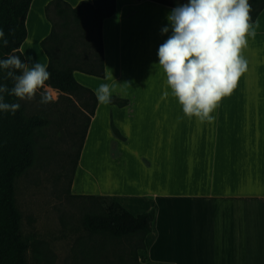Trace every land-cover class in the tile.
<instances>
[{"label": "crops", "instance_id": "1", "mask_svg": "<svg viewBox=\"0 0 264 264\" xmlns=\"http://www.w3.org/2000/svg\"><path fill=\"white\" fill-rule=\"evenodd\" d=\"M50 1L32 0L27 11L19 50L29 65L47 64L40 42L51 29ZM173 8L115 0L102 20L103 77L73 75L94 94L113 85L115 102L95 95L69 192L108 196L135 215L153 211L141 264H264V7L243 52L248 70L211 122L183 115L158 66Z\"/></svg>", "mask_w": 264, "mask_h": 264}, {"label": "trees", "instance_id": "2", "mask_svg": "<svg viewBox=\"0 0 264 264\" xmlns=\"http://www.w3.org/2000/svg\"><path fill=\"white\" fill-rule=\"evenodd\" d=\"M31 1L0 0V28H3L5 38L9 41L7 46L0 41V59L15 54L24 61L19 47L26 37L25 19ZM156 1L174 7L179 5L169 0ZM249 3L253 8L250 15L254 20L264 7V0H249ZM44 10L51 23L49 34L40 42L50 73L46 86L60 94L75 95L85 107H88V102L91 103L85 113L87 120L82 135L84 138L88 114H93L96 97L89 88L75 79L73 72L103 77L101 25L104 18L114 13L115 0H82L75 6L63 0H52ZM10 28L15 29L14 35L9 33ZM5 76L6 70L0 69V84H6L10 89L13 84ZM5 102L21 105L18 98L7 94ZM114 102L115 99L111 97V103ZM118 104L123 105L125 101H119ZM46 124L47 119L41 115L25 114L22 105L14 115L0 112V264H28L26 253L29 244L20 230L21 215L15 202V180L32 165L36 136ZM111 129L116 136L121 137L112 122ZM70 196L94 201L89 202V208L96 209V212L83 217V225L90 234H102L107 238L140 235L143 241L151 230L153 211L133 215L108 196ZM99 200L104 205L99 207L95 202ZM136 256L134 251L133 258L136 259Z\"/></svg>", "mask_w": 264, "mask_h": 264}, {"label": "clouds", "instance_id": "3", "mask_svg": "<svg viewBox=\"0 0 264 264\" xmlns=\"http://www.w3.org/2000/svg\"><path fill=\"white\" fill-rule=\"evenodd\" d=\"M249 0H188L173 8L167 15L169 27L162 34L171 35L158 48V66L166 77L171 96L176 99L183 115L200 122H211L213 113L223 98L230 96L240 77L248 70V60L243 55L248 38H255L259 21L252 22ZM15 34V29H9ZM0 41L7 46L3 28ZM0 69L6 70V79L13 86L0 84V112L13 115L19 103L5 102V94L19 100L31 101L41 92V104L55 97L46 88L50 78L47 66L40 62L22 61L10 54L0 59ZM19 72V74H17ZM114 86L102 83L95 90L100 104L111 102ZM169 95L168 91L164 96Z\"/></svg>", "mask_w": 264, "mask_h": 264}, {"label": "rangeland", "instance_id": "4", "mask_svg": "<svg viewBox=\"0 0 264 264\" xmlns=\"http://www.w3.org/2000/svg\"><path fill=\"white\" fill-rule=\"evenodd\" d=\"M169 1L179 5L188 2ZM44 90H39L31 101L20 100L25 114L47 119L33 145L32 165L15 180L20 230L29 244L28 264H141L145 237L142 241L140 235L107 238L102 234H90L83 225V217L96 212L89 208L92 200L73 198L69 194L87 120L85 112L91 103L85 107L75 95L47 88L55 100L41 104ZM114 148V144H109V151ZM110 175L109 172L108 178ZM95 202L99 207L104 205L102 200ZM137 246L140 248L136 249Z\"/></svg>", "mask_w": 264, "mask_h": 264}]
</instances>
